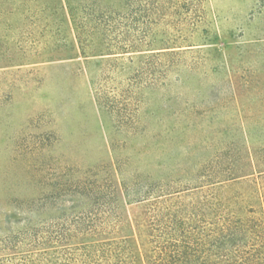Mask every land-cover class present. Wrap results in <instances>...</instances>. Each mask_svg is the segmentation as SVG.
<instances>
[{"label": "rangeland", "instance_id": "374dc122", "mask_svg": "<svg viewBox=\"0 0 264 264\" xmlns=\"http://www.w3.org/2000/svg\"><path fill=\"white\" fill-rule=\"evenodd\" d=\"M6 1L24 8L3 25L0 198L106 178L115 158L153 183L264 163V0Z\"/></svg>", "mask_w": 264, "mask_h": 264}, {"label": "trees", "instance_id": "16d2710c", "mask_svg": "<svg viewBox=\"0 0 264 264\" xmlns=\"http://www.w3.org/2000/svg\"><path fill=\"white\" fill-rule=\"evenodd\" d=\"M23 5L0 0V61L5 20ZM249 159L153 183L115 158L106 178H48L44 195L0 198V264H264V163Z\"/></svg>", "mask_w": 264, "mask_h": 264}]
</instances>
